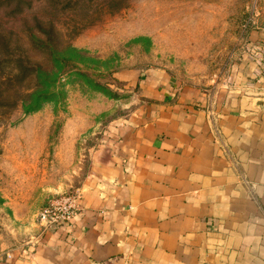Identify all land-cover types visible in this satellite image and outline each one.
<instances>
[{"label": "rangeland", "instance_id": "374dc122", "mask_svg": "<svg viewBox=\"0 0 264 264\" xmlns=\"http://www.w3.org/2000/svg\"><path fill=\"white\" fill-rule=\"evenodd\" d=\"M67 46L74 67L51 69L52 97L24 112L36 71ZM149 73L209 97L255 83L264 0H0V257L40 237L51 200L77 194L108 127L140 105L120 78Z\"/></svg>", "mask_w": 264, "mask_h": 264}, {"label": "crops", "instance_id": "0c3cea01", "mask_svg": "<svg viewBox=\"0 0 264 264\" xmlns=\"http://www.w3.org/2000/svg\"><path fill=\"white\" fill-rule=\"evenodd\" d=\"M120 79L140 105L94 148L71 226L0 264H264V76L211 97Z\"/></svg>", "mask_w": 264, "mask_h": 264}, {"label": "trees", "instance_id": "16d2710c", "mask_svg": "<svg viewBox=\"0 0 264 264\" xmlns=\"http://www.w3.org/2000/svg\"><path fill=\"white\" fill-rule=\"evenodd\" d=\"M37 34L42 38L44 37L47 38V34H45L44 32L37 31ZM62 54H63L62 58H59V56ZM67 55L77 56L78 51H75L73 48L67 46L64 50H62V52L57 53L56 58L53 57L51 59V62L53 64H51L50 69L42 70L39 68L36 71V74L33 76L34 86L31 89L24 92V99H22L21 101L22 108H24V112L26 113L36 112L41 107V103H43L42 101L52 97L53 89L55 87L54 80L56 76L54 75V71L51 69H57L58 70L57 75L61 76L63 73L68 72V69L70 67L71 68L74 67L73 65L70 64L73 61V59L71 57H68ZM68 65L71 66L69 67ZM79 71L80 70H78V72ZM7 80H9V78H7ZM29 100H30L29 102L30 104H26L27 101Z\"/></svg>", "mask_w": 264, "mask_h": 264}, {"label": "built area", "instance_id": "2783aa9c", "mask_svg": "<svg viewBox=\"0 0 264 264\" xmlns=\"http://www.w3.org/2000/svg\"><path fill=\"white\" fill-rule=\"evenodd\" d=\"M79 211L78 195L65 194L51 200L40 214V222L45 230L70 227Z\"/></svg>", "mask_w": 264, "mask_h": 264}]
</instances>
